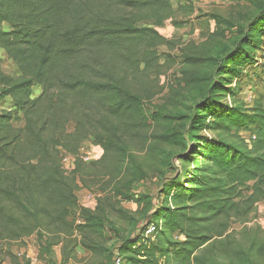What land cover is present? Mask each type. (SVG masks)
I'll use <instances>...</instances> for the list:
<instances>
[{
    "label": "trees",
    "instance_id": "obj_1",
    "mask_svg": "<svg viewBox=\"0 0 264 264\" xmlns=\"http://www.w3.org/2000/svg\"><path fill=\"white\" fill-rule=\"evenodd\" d=\"M173 1L0 0V49L17 68V76L5 73L0 57V99L10 104L0 105V239L29 236L47 219L66 222L72 207L84 218L81 231L102 234L103 218L78 207L58 147L75 151L94 138L105 156H125L126 138L145 124L140 99L126 78L142 63L148 68L158 60L154 48L165 42L138 23L168 19ZM252 1L254 15L230 24L236 31L217 63L218 77L188 120L178 158L191 169L182 177L174 167L178 174L154 213L157 231L163 224L185 238L177 243L182 246L177 264L198 259L195 253L211 239L215 220L248 216L264 200V100L248 105L238 98L264 49V0ZM38 85L41 92L34 96ZM15 121L24 125L16 127ZM146 227L120 248V256L135 254L127 258L156 264L136 257L152 243Z\"/></svg>",
    "mask_w": 264,
    "mask_h": 264
},
{
    "label": "rangeland",
    "instance_id": "obj_2",
    "mask_svg": "<svg viewBox=\"0 0 264 264\" xmlns=\"http://www.w3.org/2000/svg\"><path fill=\"white\" fill-rule=\"evenodd\" d=\"M172 4L174 12L168 19L138 23L141 28L156 30L165 42L154 48L158 60L148 68L142 63L126 78L140 99L145 124L126 138L125 156H105L104 148L94 138L82 141L75 151L58 147L62 169L74 187L78 207L103 218L102 234L81 231L78 225L85 222L84 218L79 209L72 207L66 222L49 223L47 219L29 236L0 239V264H115L117 258L121 264H138L127 258L135 254L120 256L119 250L145 224L152 223L164 199L165 186L178 174L175 168L182 177L189 168L178 158L185 145L188 120L212 79L218 77L217 63L236 31L230 24L244 23L256 9L252 0H174ZM257 55L259 62L249 68V78L242 82L238 97L248 105L257 98L264 100V49ZM1 57L4 72L17 76L13 61L4 54ZM40 92L38 85L34 96ZM230 100L231 96H227L226 101ZM0 105L10 106L2 99ZM14 125L22 127L24 121H15ZM73 129L70 124L68 130ZM202 134L214 135L210 130ZM242 135H248L247 131ZM60 149L65 150L62 155ZM162 228V232H155L157 240L154 234L152 243H147L145 254L136 256L138 259L156 264L179 262L176 252L182 246L177 243L185 238L163 224ZM210 236L195 253L198 259L190 264H264V200L248 216L215 220ZM163 248L169 253L164 254Z\"/></svg>",
    "mask_w": 264,
    "mask_h": 264
},
{
    "label": "built area",
    "instance_id": "obj_3",
    "mask_svg": "<svg viewBox=\"0 0 264 264\" xmlns=\"http://www.w3.org/2000/svg\"><path fill=\"white\" fill-rule=\"evenodd\" d=\"M218 1H224V0H218ZM157 231L156 225L154 223H150L147 225L145 230V235L149 238L153 237L155 232ZM115 264H121V259L117 258L115 261Z\"/></svg>",
    "mask_w": 264,
    "mask_h": 264
},
{
    "label": "crops",
    "instance_id": "obj_4",
    "mask_svg": "<svg viewBox=\"0 0 264 264\" xmlns=\"http://www.w3.org/2000/svg\"><path fill=\"white\" fill-rule=\"evenodd\" d=\"M1 28L3 29V30H9V25L7 24V23H3L2 25H1ZM1 54H4V51L2 50V49H0V57H1ZM5 55V54H4ZM2 58V57H1ZM2 70L4 71V69L2 68ZM37 96V95H36Z\"/></svg>",
    "mask_w": 264,
    "mask_h": 264
}]
</instances>
